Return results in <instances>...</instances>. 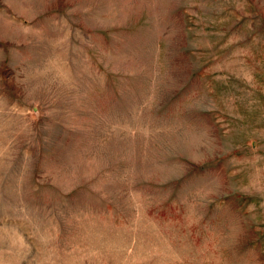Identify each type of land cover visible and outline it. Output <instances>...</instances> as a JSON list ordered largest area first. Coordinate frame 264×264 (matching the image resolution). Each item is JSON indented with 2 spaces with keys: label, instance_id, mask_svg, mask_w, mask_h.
<instances>
[{
  "label": "rangeland",
  "instance_id": "rangeland-1",
  "mask_svg": "<svg viewBox=\"0 0 264 264\" xmlns=\"http://www.w3.org/2000/svg\"><path fill=\"white\" fill-rule=\"evenodd\" d=\"M0 264H264V0H0Z\"/></svg>",
  "mask_w": 264,
  "mask_h": 264
}]
</instances>
